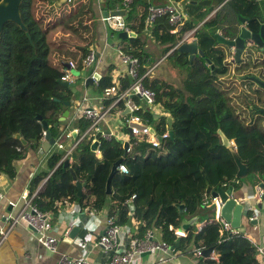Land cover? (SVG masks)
Returning a JSON list of instances; mask_svg holds the SVG:
<instances>
[{
	"label": "trees",
	"instance_id": "1",
	"mask_svg": "<svg viewBox=\"0 0 264 264\" xmlns=\"http://www.w3.org/2000/svg\"><path fill=\"white\" fill-rule=\"evenodd\" d=\"M55 1L21 0L20 14L26 28L8 20L0 34V174L14 176L13 162L24 154L26 146L15 136L16 133L33 147L39 146L43 128L37 114L47 120L53 135H58L62 130L60 123H65L63 120L55 125L54 121L68 107L63 101L73 100L74 94L57 81L62 72L51 65L49 55L56 56L62 66L73 60L76 68L82 70V60L90 50L89 44L97 38L95 0H67L59 7ZM119 1L100 0L99 5L107 9ZM183 1L184 7L180 10L184 17L176 32L170 31L167 14L156 17L150 26V34L145 31L149 5L165 4V0H132L126 6L128 16L125 22L136 35L120 38V41L126 52L138 57L141 72L150 66L157 47L160 54L156 55V60L178 42L185 30L195 27L215 7ZM227 3L234 15L230 16L228 11L220 14V10H216L214 17L203 21L196 29V39L204 56H196L190 61L187 54L176 49L165 56H175L186 66L184 89L153 77L152 72L143 78V83L155 91L156 101L167 112L156 116L146 110V117L163 132L168 128L167 116L170 115L173 135L162 138L158 146L134 140L132 150L125 152L123 142L115 135L104 137L100 131H87L90 120L83 116L74 118L79 140L66 156L65 150H55L49 156L48 166L52 172L47 182L52 192L50 195L37 192L33 196L38 209L49 210L51 202L62 197L56 187L69 175V167L63 164L64 159L69 158V165L76 175V179L71 173L68 177L74 183V189L68 193L69 199L76 200L82 207L99 209L110 195L112 204L108 216L126 224L130 218L128 199L134 193L133 215L139 220L134 234L142 236L148 227L158 225L163 240L170 245L177 243L176 246L183 249L192 242L201 250L208 247L215 250L217 259L201 254L196 256L197 264H259L256 247L246 234L239 230L221 235V224L217 220H208L197 230L189 228L184 235L178 236L174 229L180 217L174 202L183 200L185 212L191 213L201 200L206 180L212 185V180L219 176L223 179L235 177L236 165L230 150L221 143L217 127L228 138L235 139L236 151L253 177L250 179L264 178V124L260 119L252 124L240 119L228 101L226 91L214 80L228 69L224 62L225 52L217 45L216 29L226 27L229 31L226 24L236 21L238 15L253 17L263 3L258 0H226L220 6L224 4L225 8ZM120 6L123 7L122 3ZM57 27L73 33L78 42L51 47L46 34ZM146 39L154 42L152 51L146 48ZM111 69L109 65L94 82L101 94L105 86L113 83ZM119 82L121 88H125L131 80L124 76ZM112 100L113 96L105 98L104 105ZM94 138L99 140V155L91 147ZM119 157L128 171L114 173L111 185L116 188L111 187V193L107 194L106 179L111 165ZM47 173L41 171L33 177L30 192ZM76 180L85 182L79 194Z\"/></svg>",
	"mask_w": 264,
	"mask_h": 264
},
{
	"label": "crops",
	"instance_id": "2",
	"mask_svg": "<svg viewBox=\"0 0 264 264\" xmlns=\"http://www.w3.org/2000/svg\"><path fill=\"white\" fill-rule=\"evenodd\" d=\"M99 1L100 0H95L97 38L93 43L89 44V49H95L100 55L95 64L96 70L101 74V72L107 71L109 65H111L112 74L118 68L113 45L120 40H118V36H115L118 31L111 30L102 19V9L104 8L100 7ZM120 3H122V0L107 9L121 7ZM223 6L224 4L219 7H214L206 15L205 19L208 20L214 17L216 10H220V14L228 11L230 16L234 15L232 9H226V7L223 8ZM67 33L72 41L78 42V39L73 33L68 31ZM147 41L150 40L146 39V48L149 49ZM50 57H52V59H50ZM49 62L54 67L60 65L58 58L53 54L49 55ZM57 68H60L61 71L62 65ZM92 86H96L94 82ZM83 93L89 96V99L84 102V104L95 106L104 105V98L101 97V93H99L96 88H94L93 93H90L87 88ZM78 100L79 98L74 95L73 105L70 107V115L65 120V123H60V127L65 129L62 131L63 133L60 132L58 134L59 136L62 134V139L59 140L63 143V148H59L57 144L54 143L46 149V146L44 147L43 145L44 138L40 140L39 146H41V149H39L38 146L33 147L29 142H26L23 156L15 159L13 162L15 166L14 176H9L6 173L0 174V192L2 193V197L0 198V264H56L61 253L76 257L85 254L89 262L93 264L105 259L106 255L104 250L100 244L96 243V239L105 229L106 218L112 204L110 195L107 197L104 205L99 209L82 207L76 200L69 199L70 194L68 193L72 192L74 189V183L71 179H68L70 176L69 171V175H66L67 177H65L64 182L56 187V190L62 194V197L55 198L51 202V208L45 211L47 213V221L50 224L49 233L57 237V247L55 250H51L40 243L31 227L23 219H18V221L10 226L12 222L11 215L16 214L24 204V201L21 199V194L24 190L31 189V180L38 172L46 171L48 173L33 187V195L37 192H46L47 195L51 194L52 191L48 187L47 178L52 172V169L48 166V158L53 151H70L77 143L78 131L75 137L72 136L71 132L72 128H75L73 120L78 106L80 105V103H77ZM121 107L122 106H114L108 112L105 118L100 122V129L103 132H112V134L120 140H127V138H120L116 133L118 124L117 118L121 116L118 110H121ZM71 123H73V127H70ZM58 135L55 136L57 137ZM96 154L99 155L98 149L96 150ZM216 175H218V173ZM262 180H264V178H257V181L251 179L243 181L240 178L239 181L235 183L233 178L223 179L219 176L212 180L211 183L213 187L219 185L222 188H227L230 183H233V194L239 200H244L243 198H245L246 195H254L255 201L253 203L257 202V204H261L260 207L257 205V209L253 211L256 216L250 218L253 212L249 210L247 214L243 215L242 223L238 229L246 234L252 241L261 245L264 250V198L256 195L259 182ZM111 187L116 188V185L112 184ZM204 193L205 190L203 194ZM203 194L201 195V201H204ZM11 201L15 202V205H12L10 203ZM129 214L135 233L139 226V220L134 217L133 213L129 212ZM7 215L10 216L7 217ZM208 220L209 219H204L200 221L197 228L191 229L197 230ZM126 228L132 231L131 227L126 226ZM3 229H8L5 235H2ZM147 229L152 231L154 239L163 240L162 231L158 225H153L151 228L148 227ZM81 240L86 241L85 246L81 245ZM193 248L194 244L191 242L183 249L176 246V251H173L171 247L167 251L155 250L152 253L140 254L135 262L136 264H152L153 262H155V264H197L195 253L190 251ZM211 255L215 258L217 257L215 250L211 252ZM262 264H264V254L262 256Z\"/></svg>",
	"mask_w": 264,
	"mask_h": 264
},
{
	"label": "built area",
	"instance_id": "3",
	"mask_svg": "<svg viewBox=\"0 0 264 264\" xmlns=\"http://www.w3.org/2000/svg\"><path fill=\"white\" fill-rule=\"evenodd\" d=\"M131 1L132 0H122L123 7L126 8V6H128ZM163 14L168 15V22L171 25V32H176L180 29L184 15L174 3H168L165 5L151 4L149 5L148 14L145 18V31L147 34H150V26L155 21L156 17ZM102 19L113 31L117 32L118 30L130 29L122 15H102ZM197 27L198 26H195L191 29L185 30L182 34V37L174 46H176L181 41L196 39L195 32ZM113 48L115 49V59L116 64H118V68L111 74L113 83L105 86L103 93L101 94V97L104 99L113 96V100L108 105H86L84 102L89 99V96L85 93L77 101V103H80V105L78 106L74 118L79 116L88 118L90 120V124L87 128V131H100L104 137H110L112 132H103L100 129V122L114 106H122L121 110H118L122 118L121 125H123L129 131V134L132 137L131 139H127L128 144L125 148V152H130L132 150L134 140H143L145 142L151 143L153 146H158L161 139L169 135V129L167 128L163 132L157 130L154 125L149 123L150 121L146 117L145 111L149 110L154 114L160 115L161 110L165 108L160 102L156 101L155 91L143 83V78L152 72L154 65L149 66L144 72H141V65L138 57L126 52L122 48L120 41L115 43ZM99 56L100 55L95 49L90 48L89 52L82 60V70H84L86 74L92 76L93 72L97 71L95 64ZM157 64L158 62H155V65ZM73 69H77L76 63L73 60H69L68 63H66L61 68V78L74 80L75 75L72 72ZM124 76L130 77L131 82L125 88H121L119 78ZM94 81H96L95 78ZM164 114L166 115L167 112ZM73 129L76 132L78 131L77 127ZM61 133L63 132L61 131ZM42 138H44V131ZM59 139H62V134L56 137L55 143L59 148H63V143ZM121 141L124 142L125 140ZM230 143L233 148L236 149V143L233 138H230ZM38 148L41 149V146H38ZM70 151H66L65 156ZM117 168L119 172L128 171L126 164L123 162H120ZM233 181L237 183L239 178L234 177ZM33 194L34 193L30 192V190L23 191L21 194V199L24 201V204L16 214L11 215L12 222L10 226L18 221V219H23L31 227L40 243L51 250H55L57 247V237L49 233L50 224L47 221V213L38 209V207L33 203ZM261 194L262 188L259 186L256 190V195L260 197ZM1 197L2 193L0 192V198ZM134 197L135 194L133 193L128 200ZM212 201H215L218 205L217 213L214 217L208 219L210 221L217 220L220 222L221 235L239 232L238 227H233L230 221H227L220 215V199L216 196H212L210 193H204V202L210 203ZM10 203L15 205V202L11 201ZM254 210L255 209H253L252 212ZM8 216L10 215H7V217ZM255 216V212H253L250 218ZM126 226L128 227L129 225L127 223H118L114 220L113 216H107L105 229L97 236L96 239V243L102 246L106 256L104 260L94 264H136V258H138L140 254L145 251L152 253L155 250H169L170 245L164 240L154 239L152 231L147 229L142 236H138L134 234V231H130L129 228H126ZM7 230L8 229H3L2 235H5ZM175 233L177 235L185 234V232L176 229ZM249 240L255 245L257 259L259 264H262V256L264 254L263 247L252 241L250 238ZM80 243L82 246L86 245L85 240H81ZM213 250L214 249H212L211 252H213ZM193 252L196 256L202 254L200 247H194ZM207 256L215 258L211 255V253ZM87 258L88 257L85 254L83 256L76 257L70 256L66 253H61L56 264H93L89 262ZM215 259H217V257ZM152 264H155V262Z\"/></svg>",
	"mask_w": 264,
	"mask_h": 264
},
{
	"label": "water",
	"instance_id": "4",
	"mask_svg": "<svg viewBox=\"0 0 264 264\" xmlns=\"http://www.w3.org/2000/svg\"><path fill=\"white\" fill-rule=\"evenodd\" d=\"M66 0H56L55 4L60 5ZM193 3H199L202 5L205 4H214L215 7H219L224 1L220 2V0H190ZM20 2L21 0H0V34L3 28V25L8 20H13L16 22L19 26H21L23 29H25V24L22 21L21 14H20ZM155 5H165L164 3L161 4H155ZM102 14L104 16L107 15H122L123 18H127L128 12L126 8L124 7H117L112 9H102ZM261 17L264 19V12L261 14ZM204 18L202 21H200L196 26H199L205 21ZM228 27L231 36H225L223 35L219 29H216L214 35L219 42H224L227 44L230 48L235 49V55L238 56L239 53H241L242 50L247 49L252 44H259L261 47L264 46V21H260L257 25V12L253 15V17L248 16H237L236 22H232L230 24H226ZM117 35L119 38L124 39L132 35H136V32H134L131 29L128 30H119L117 32ZM174 49H176L178 52H185L189 54L190 58L194 56L196 52H200L201 54H204V51L201 47L198 46L197 39H192L188 41H181L176 46L170 48L165 55H168L171 53ZM164 55V56H165ZM72 72L75 75L74 80H67L62 79L61 77L57 79V81L63 85L70 88L75 95V92H77L79 87L77 86V81L80 80V85L82 87H86L89 85H92L94 82V78L97 80L100 77L99 71H94L93 75H88L84 70H78L73 69ZM260 82V84L264 85V82L259 80V78H256ZM201 96H198L197 98L200 99ZM64 104L68 105L67 108H65L57 117V120L54 121L55 125H58L61 121L66 120L70 115V107L73 105V100H64ZM261 112L264 113V108L260 109ZM158 116L159 114H155ZM39 120L42 122V128L44 131V147L46 146V149H48L50 146H52L56 141V136L53 135L49 129V124L47 120L43 119L40 114L36 115ZM167 123H168V129L169 134L173 135V128H172V117L169 115L167 116ZM70 127H73V123L70 124ZM65 129H62L63 131ZM217 132L220 137L221 143L226 146L232 155V158L234 160V163L236 165V171L234 173L235 177H238L239 179L248 173L249 168L248 165L241 160L239 154L237 153L236 149L233 148V146L230 143L229 138L225 134L223 130H221L220 127H217ZM72 136H76V131L72 128L71 132ZM15 136L19 138L23 144H26L27 140L21 136L20 133H16ZM98 140L94 139L91 142V147L93 150H97L98 148ZM127 140L123 142L124 148L127 147ZM122 162V157H119L117 160L113 162L111 165L110 171L108 173L107 179H106V193H111V178L114 175V173L118 172V164ZM64 166L69 167V171L72 175L73 179H76V175L72 169V167L69 165V158H65L63 162ZM77 188H78V194L81 193V189L85 182H81L79 180H76ZM259 186L262 188V194L260 195L261 198H264V180L259 182ZM233 183H230L227 188H222L221 186H216L215 188L212 187V185L209 183L208 180H206V186H205V193H210L212 196H216L220 199V215L225 218L227 221H230L231 225L233 227H239L242 223V218L244 214H247L249 210L257 209V205L260 207L261 204L253 203L255 201V197L253 194L246 195L244 200L237 199L233 194ZM252 202V204H251ZM174 205L177 207L180 217L179 222L174 226V229L186 232L189 228H197L200 221L204 219H208L210 217H214L217 213L218 205L215 201H212L210 203L201 201L200 199L197 201L195 209L191 213L185 212V202L181 200L180 202H174ZM128 207L129 212L133 213L135 209L134 199L131 198L128 201ZM127 224L131 227L132 231L134 230L131 222V218L127 220ZM75 229V227H74ZM176 245H171L173 251H176ZM212 251L211 247L205 248L202 250V255H209ZM149 253V251H145L142 254Z\"/></svg>",
	"mask_w": 264,
	"mask_h": 264
},
{
	"label": "flooded vegetation",
	"instance_id": "5",
	"mask_svg": "<svg viewBox=\"0 0 264 264\" xmlns=\"http://www.w3.org/2000/svg\"><path fill=\"white\" fill-rule=\"evenodd\" d=\"M264 12V4L259 5L257 8V25L260 21H264L261 14ZM220 32L225 36H230L227 28H223ZM198 42V40H197ZM224 52V47L227 46L224 42L217 44ZM199 46V42H198ZM200 47V46H199ZM203 50V49H202ZM235 49L229 47V53L224 57V62L227 64V71L215 78V82L226 91L228 101L235 108V113L246 124H252L260 119L264 124V113L260 109L264 108V85L260 84L256 78L264 82V46L259 44H252L247 49L241 51L238 56L235 55ZM204 56L200 52H196L192 58L187 54L188 59L191 61L196 56ZM209 62V58L206 59ZM231 63V64H230ZM185 80L180 89H184ZM239 94H244V99L239 97ZM249 94L250 98L247 99L246 95ZM230 140V138H229ZM235 141V139H234Z\"/></svg>",
	"mask_w": 264,
	"mask_h": 264
},
{
	"label": "rangeland",
	"instance_id": "6",
	"mask_svg": "<svg viewBox=\"0 0 264 264\" xmlns=\"http://www.w3.org/2000/svg\"><path fill=\"white\" fill-rule=\"evenodd\" d=\"M67 1V0H66ZM66 1H64L62 4L66 3ZM261 3L264 4V0H258ZM166 4L168 3H174L175 6L178 8V9H183L184 7V1L183 0H165ZM62 4L60 5H56L57 7L61 6ZM205 5H211V6H214V4H205ZM69 5L67 4V8ZM226 9L230 8V5L227 3L225 5ZM66 29L64 28H60V27H57L55 29H52V30H49L46 34V37H47V41L49 42V45L51 47H58V46H62V47H65L67 46V44H73V42H77V41H72V39H70L67 31H65ZM222 30V29H221ZM115 36H118L115 34ZM118 40H120V38L118 37ZM121 42V41H120ZM147 45L149 47V50H153L154 47H155V44L154 42H152L151 40L150 41H147ZM227 45V44H226ZM225 49V52L226 54L229 53V46H225L224 47ZM160 48L157 47V54L159 55L160 53ZM184 54H187L185 52H183ZM155 54L154 56L152 55V58H151V61L152 62H149V65L153 66L152 68V73L151 75L154 77V76H157V77H160L166 81H168L169 83L173 84L175 87H178L179 85L182 86V84L184 83V80H185V77L187 75V68L184 64H182V62H180L178 59H176L175 56H172L170 58L168 57H165L164 55H161L158 60H156V55ZM187 56V55H186ZM50 59H52V57H50ZM155 62L158 64L155 65ZM231 64V63H230ZM61 65V64H60ZM60 65H57V67H59ZM58 70H60V68H57ZM62 72V70H61ZM219 78V80H221V77L220 75L217 77ZM80 80L77 81V86L79 87L78 91L75 92V95L80 99L81 96L84 94L83 92L85 91V89L87 88V90L90 92V93H93L94 92V88H96V90L98 91V88L97 86H86V87H82V85H80ZM95 82V81H94ZM89 87V88H88ZM239 97L242 98V100L244 99V94H239ZM246 98L249 99L250 96L249 94L246 95ZM240 106V105H239ZM237 106V107H239ZM235 106V108H237ZM166 111L165 109L161 110V114H164ZM121 116H119L117 118V135L123 138H127V139H131L132 137L130 136L129 134V131L123 126L121 125ZM150 124H153V122H149ZM250 178H253L252 175L250 174H245L244 176L241 177V179L243 181L247 180V179H250Z\"/></svg>",
	"mask_w": 264,
	"mask_h": 264
}]
</instances>
